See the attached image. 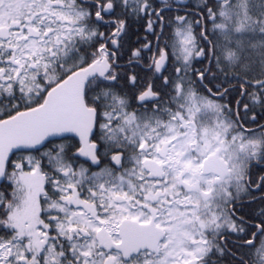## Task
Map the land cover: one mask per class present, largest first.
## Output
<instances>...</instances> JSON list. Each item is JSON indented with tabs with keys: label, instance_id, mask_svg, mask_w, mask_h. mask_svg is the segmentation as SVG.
<instances>
[{
	"label": "snow or ice",
	"instance_id": "6c2138e0",
	"mask_svg": "<svg viewBox=\"0 0 264 264\" xmlns=\"http://www.w3.org/2000/svg\"><path fill=\"white\" fill-rule=\"evenodd\" d=\"M173 2L0 0V264H264V209L237 214L264 162V0ZM128 18L162 91L129 71L150 43L117 62Z\"/></svg>",
	"mask_w": 264,
	"mask_h": 264
},
{
	"label": "trees",
	"instance_id": "16d2710c",
	"mask_svg": "<svg viewBox=\"0 0 264 264\" xmlns=\"http://www.w3.org/2000/svg\"><path fill=\"white\" fill-rule=\"evenodd\" d=\"M131 24V25H130ZM127 34L123 36L122 38V44H123V47H121L118 51V53H128V52H131L137 48H141L142 45L145 44V41H141V40H138L134 37H138L139 34H138V30H143L144 29V26H136V25H132V22L130 21H127ZM170 31V30H169ZM168 31V32H169ZM126 54H123V55H120L118 54L117 56V62L119 61H123L124 58H125ZM193 65L194 66H205V62L202 61V63H196V62H193ZM130 74H136L138 75V84H137V90H142V87L141 86H145V84H147V82H149L148 80L149 79V71L148 70H144L142 69L141 67L139 66H131L130 68ZM215 82H218L220 83L219 80L217 81H214ZM206 83V82H205ZM228 84H234L236 85L237 84V81L233 80V81H230ZM120 85H125V81L121 80L120 81ZM155 90V88H154ZM165 91H167L166 89H164ZM163 90V91H164ZM202 92H204L203 89H201ZM249 91H251V89H249ZM238 98L237 95L235 93H232L230 94L229 97H227V100L224 101L223 103H231V105L233 107H235V104H234V101L235 99ZM247 102V101H245ZM137 104L135 102H133V105L132 107H136ZM257 111H259V108H257ZM60 143H68V144H72V145H75V147H73L71 149V152H74L76 150V148L78 147V141L76 138H73V139H70L68 141H63L61 140L60 138L58 139H53V144H60ZM52 145H48V147L50 148ZM46 149L45 148H42L41 151H45ZM21 154H24L26 155L27 153H18V155H21ZM35 154V153H33ZM13 159H16V157H13ZM84 161L79 159L77 161V164H83ZM107 161H104V163H102L100 165V167H103L104 164H106ZM262 163V162H260ZM86 167L88 165H85ZM98 169L97 167H92V171ZM262 173H264V165H260V164H256V165H253L252 169H251V179L254 181V184L257 182L258 180V176L261 175ZM5 187V184L3 183H0V191H2ZM10 190V189H9ZM260 190L263 191V188H260ZM250 198V196H245L243 198L244 202L243 204L241 205L243 211L241 212H238L237 214L238 215H243L245 217V219H248L250 220L251 223H258L259 221L258 220H252L251 217L253 216H257L259 215V212L261 209H264V200L260 199V197L258 198H255V199H248ZM231 239L233 241H235L237 238L235 235H233L231 237ZM229 248H232V244H229L228 245ZM240 253H238L237 255H239ZM213 260H218L219 261V264H238V262L236 260H233L231 256H228V255H225L222 259H220L218 256H213L212 257Z\"/></svg>",
	"mask_w": 264,
	"mask_h": 264
},
{
	"label": "flooded vegetation",
	"instance_id": "af4514ba",
	"mask_svg": "<svg viewBox=\"0 0 264 264\" xmlns=\"http://www.w3.org/2000/svg\"><path fill=\"white\" fill-rule=\"evenodd\" d=\"M89 2H90V0H89ZM105 2H106V0H105ZM201 2H202V0H175V2H173V8H175V7L177 6V4H189L188 11H193V12H195V11H198V9L195 8V7H192L191 5H195V4H198V3H201ZM157 6H159V4H158ZM175 14H176V13H175L174 11H170V12H166V13H165V16H166V18H167V17L173 16V15H175ZM181 14H183V13H181ZM194 18H195V17H194ZM105 19H106V20L125 19L124 15H123V9L117 7V8L115 9L114 13H113L111 16H106ZM127 21L132 22V25H136V26H144V23H145V20L137 21L135 18H128ZM130 25H131V24H130ZM169 30H170V29H166V30H165V35H164V36H161V38H160L159 43H160V46H161V47H163L164 40L167 39V33H168ZM100 31H103V32H106V33H107V32L114 31V28L106 27V26H105V27H101V28H100ZM156 31H157V32L160 31L159 27H157ZM196 31L199 32V28L196 29ZM137 32H138L139 36H138V37H134V38H136V39H138V40H141V41H145V43H150V44L152 45V51L149 52L148 50H144V51L141 53V56H142L143 59L141 60L140 64H133L132 66H139V67H141L142 69L147 70V64L149 63V57H151V56L153 55V53L156 51L157 40H156V37H155L154 35L145 32L144 29H143V30H140V29H139ZM131 52H132V51H131ZM131 52H128V53H123V52H121V53H117V56H118V54H120V55L126 54L124 60H123V61H119L118 63H120V64H127L128 61H129V59H130V57H131ZM203 61L205 62V66H207L209 62H208L207 60H203ZM202 67H203V66H194V65H193V68H196V69H199V68H202ZM148 71H149V70H148ZM171 72H172V60H171V58H170L169 63H168V70L164 72V76L169 75V73H171ZM149 76H150V77H149L150 80H148V81L154 83V85H155V90H156V91H162V85H163V79H162V77H161V78H157L156 74H154L153 71H149ZM149 82H147V84H148ZM147 84H145V86H146ZM215 84H220V83L215 82ZM232 86H234V84H225V85H224V87H232ZM208 87H212V85H208ZM203 90H204V89H203ZM164 91H165V90H164ZM213 91H215V89H213ZM205 94H206V92H205ZM163 99H164V100H167V96H164ZM226 100H227V97L225 98L224 101H226ZM224 101H221V102L223 103ZM150 106H151V105H149V107H150ZM136 107H139V105L137 104ZM136 107H134V108H136ZM260 122H261V123H264V119H262ZM246 127L255 128L256 125H255V124H248V125H246ZM258 164H260V165H264V162H262V163H258ZM254 165H256V164H254ZM259 176H260V175H259ZM259 176H258V178H259ZM255 185H256V183H255V184L253 183L252 187L255 186ZM263 193H264V188H263V191L260 190V188H259L258 190H256V192L253 191V189L251 188V196H250V198H248V199H252L253 197H254V198H258V197H260Z\"/></svg>",
	"mask_w": 264,
	"mask_h": 264
},
{
	"label": "water",
	"instance_id": "95a60500",
	"mask_svg": "<svg viewBox=\"0 0 264 264\" xmlns=\"http://www.w3.org/2000/svg\"><path fill=\"white\" fill-rule=\"evenodd\" d=\"M69 135L74 136V134H69ZM74 138L77 139L78 144H79V138H78V137H74ZM53 139H58V138H53ZM78 147H79V145H78ZM74 152H75V151H74ZM80 159H81V160H84V158H80ZM262 176H264V174H262V175L260 176V178H261ZM260 178H259V181H260ZM253 190L256 191V190H258V189L256 188V186H254V187H253ZM263 196H264V194H263Z\"/></svg>",
	"mask_w": 264,
	"mask_h": 264
},
{
	"label": "rangeland",
	"instance_id": "374dc122",
	"mask_svg": "<svg viewBox=\"0 0 264 264\" xmlns=\"http://www.w3.org/2000/svg\"><path fill=\"white\" fill-rule=\"evenodd\" d=\"M99 169H96V170H94V171H98Z\"/></svg>",
	"mask_w": 264,
	"mask_h": 264
}]
</instances>
